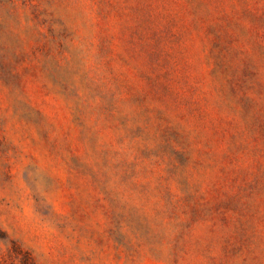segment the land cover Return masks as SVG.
<instances>
[{"label": "rangeland", "instance_id": "rangeland-1", "mask_svg": "<svg viewBox=\"0 0 264 264\" xmlns=\"http://www.w3.org/2000/svg\"><path fill=\"white\" fill-rule=\"evenodd\" d=\"M0 264H264V0H0Z\"/></svg>", "mask_w": 264, "mask_h": 264}]
</instances>
